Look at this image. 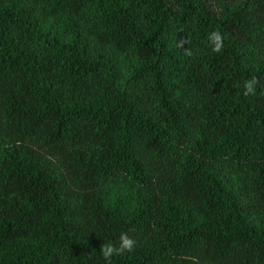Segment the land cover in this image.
<instances>
[{"label":"trees","instance_id":"trees-1","mask_svg":"<svg viewBox=\"0 0 264 264\" xmlns=\"http://www.w3.org/2000/svg\"><path fill=\"white\" fill-rule=\"evenodd\" d=\"M122 233L111 264H264V0H0V264Z\"/></svg>","mask_w":264,"mask_h":264},{"label":"clouds","instance_id":"clouds-1","mask_svg":"<svg viewBox=\"0 0 264 264\" xmlns=\"http://www.w3.org/2000/svg\"><path fill=\"white\" fill-rule=\"evenodd\" d=\"M210 45L211 51L214 53H219L223 48V37L220 32L213 31L207 37ZM187 55H191V52H188ZM255 80H249L244 83L245 95L249 93H254V83ZM136 245V241L129 237L126 233H122L119 240V246H115L112 243H104L101 246V255L107 264H111V258L116 255H123L124 253L132 252Z\"/></svg>","mask_w":264,"mask_h":264}]
</instances>
